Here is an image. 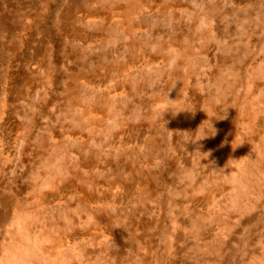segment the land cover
Instances as JSON below:
<instances>
[{
    "label": "rangeland",
    "instance_id": "1",
    "mask_svg": "<svg viewBox=\"0 0 264 264\" xmlns=\"http://www.w3.org/2000/svg\"><path fill=\"white\" fill-rule=\"evenodd\" d=\"M0 264H264V0H0Z\"/></svg>",
    "mask_w": 264,
    "mask_h": 264
}]
</instances>
